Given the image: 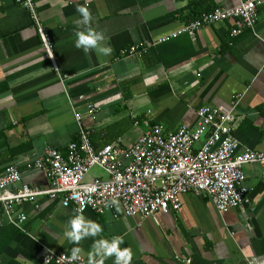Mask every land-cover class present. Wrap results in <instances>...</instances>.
<instances>
[{
	"label": "crops",
	"instance_id": "crops-1",
	"mask_svg": "<svg viewBox=\"0 0 264 264\" xmlns=\"http://www.w3.org/2000/svg\"><path fill=\"white\" fill-rule=\"evenodd\" d=\"M34 1L52 58L28 9L0 0V172L15 166L21 173L10 190L51 187L36 161L47 147L65 155L79 141L77 112L96 149L115 142L128 148L154 125L194 127L199 107L216 106L235 115L240 151L264 152V4L256 25L238 36L225 20L159 42L204 12L244 0ZM78 6L89 9L88 22ZM89 28L104 34L111 54L76 47V32ZM130 45L145 50L119 54ZM244 171L247 201L225 212L207 194L192 192L182 195L179 211L148 217L77 212L62 204L63 194L14 205L10 217L0 201V264H45L50 249L72 253L76 245L64 232L76 215L102 226L78 242L87 264L96 240L116 237L133 250L131 264H264V166L250 163ZM96 178L109 176L94 168L85 180ZM21 213L27 219L17 226ZM104 264H115V256Z\"/></svg>",
	"mask_w": 264,
	"mask_h": 264
},
{
	"label": "built area",
	"instance_id": "built-area-1",
	"mask_svg": "<svg viewBox=\"0 0 264 264\" xmlns=\"http://www.w3.org/2000/svg\"><path fill=\"white\" fill-rule=\"evenodd\" d=\"M30 12L37 25L43 44L53 57L50 38L45 32L34 0H14ZM264 0H244L230 8L216 7L191 20L183 28L167 35L165 41L183 32H195L217 21L233 22L231 36H238L246 27L253 28L259 19V9ZM140 45L122 47V56L141 55ZM234 102L232 108L236 106ZM97 111L89 105V114ZM80 125L79 141H72L63 154L54 147H47L36 166L46 170L51 181L47 189H34L27 184L17 191L9 189L21 180L15 166L0 172V201L9 216L16 214L14 205L35 201L45 195L56 199L63 194L62 204L77 212L93 210L99 213L112 211L126 216L148 217L157 211L177 212L182 206V195L192 192L207 194L219 211L225 212L247 201L244 167L250 163L264 166L263 151H240L239 141L233 136L235 115L232 111L222 114L216 106L198 108V122L194 127L182 125L168 131L163 125H154L130 147L120 142L108 143L96 149L90 130L83 125V115L76 113ZM99 168L107 179L86 181L89 172ZM113 201L118 202L112 203ZM17 226L27 216L18 214ZM72 253L48 250L43 257L45 264H87L80 254L76 261Z\"/></svg>",
	"mask_w": 264,
	"mask_h": 264
},
{
	"label": "clouds",
	"instance_id": "clouds-1",
	"mask_svg": "<svg viewBox=\"0 0 264 264\" xmlns=\"http://www.w3.org/2000/svg\"><path fill=\"white\" fill-rule=\"evenodd\" d=\"M77 11L82 17V22H88L90 19V12L87 7L78 6ZM76 47L82 48L84 52H90L93 49L98 55H109L112 53L113 48L104 43L105 36L102 32H97L92 29L78 30L76 32ZM112 203H117L113 201ZM102 231V226L94 221L87 220L83 215H76L69 221V227L64 232L65 238L74 243L71 249V260L76 261L80 258L81 247L79 241L87 236H96ZM121 238L116 237L112 240L98 239L94 242L93 252L89 254V264H104L105 259L115 256V264H131L134 253L133 250L128 248H121ZM99 257V260L96 259Z\"/></svg>",
	"mask_w": 264,
	"mask_h": 264
}]
</instances>
